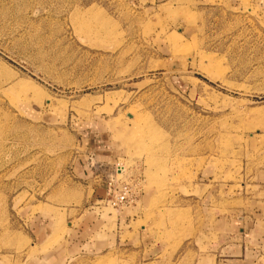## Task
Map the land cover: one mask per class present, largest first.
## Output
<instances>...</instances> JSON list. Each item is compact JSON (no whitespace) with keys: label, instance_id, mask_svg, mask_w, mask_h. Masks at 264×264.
<instances>
[{"label":"rangeland","instance_id":"374dc122","mask_svg":"<svg viewBox=\"0 0 264 264\" xmlns=\"http://www.w3.org/2000/svg\"><path fill=\"white\" fill-rule=\"evenodd\" d=\"M106 142L130 206L93 203ZM93 206L159 264H264V0H0V264H48Z\"/></svg>","mask_w":264,"mask_h":264},{"label":"crops","instance_id":"0c3cea01","mask_svg":"<svg viewBox=\"0 0 264 264\" xmlns=\"http://www.w3.org/2000/svg\"><path fill=\"white\" fill-rule=\"evenodd\" d=\"M105 142V141H103ZM109 143V142H108ZM107 142L102 145L95 147L92 152L95 156L96 168L98 170H102L103 167L107 169L104 170L105 175H107L108 179L114 178V172L117 171V163H118V152L115 151L114 145L112 143L108 144ZM98 173V172H96ZM93 203L96 206L101 205L105 199H107V183L99 184L94 187L92 190ZM257 208H260L258 205H255ZM95 209L100 211L98 214ZM103 209V210H102ZM107 207H91V211L88 213L89 216L82 219V221L75 227L71 226V230L73 231V235L77 238L74 239L73 242L68 243L66 248L58 249L57 253L50 255V260H48V264H60L64 263L66 260L71 259L74 255H79L77 252L84 250L89 254H98V253H108L109 251H113V253H124V252H132L136 253L139 256V262L142 264H159L160 260L158 257L160 256V248L157 244L154 243L153 240L140 241L141 244L138 246L137 250H134L127 242H123L122 238L118 232L120 226L123 224L122 222L127 218L124 215V212L116 217V215L112 214V212L105 211ZM256 212H260L261 209H255ZM128 213V212H127ZM216 228L219 230H233L240 229L241 227H237L238 223L234 220L230 221V223H225L217 220ZM243 223V222H242ZM250 226V223H247ZM117 226V228H116ZM68 247L74 249L76 251L74 254H69ZM230 250H234L235 253L232 255H239V247L236 246L231 248ZM247 252L241 251L240 259H219L215 264H252V260L247 259ZM75 256V257H76ZM249 256V254H248ZM83 257V256H81ZM239 257V256H238ZM205 262V263H204ZM201 264H212L209 260H203Z\"/></svg>","mask_w":264,"mask_h":264},{"label":"built area","instance_id":"2783aa9c","mask_svg":"<svg viewBox=\"0 0 264 264\" xmlns=\"http://www.w3.org/2000/svg\"><path fill=\"white\" fill-rule=\"evenodd\" d=\"M136 199V191L131 187L125 184L122 186V183L116 177L109 180L107 184V204L112 208L130 206L136 202Z\"/></svg>","mask_w":264,"mask_h":264}]
</instances>
